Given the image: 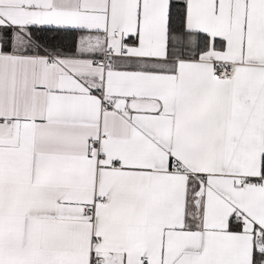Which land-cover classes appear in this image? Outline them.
<instances>
[{
	"label": "snow or ice",
	"instance_id": "snow-or-ice-1",
	"mask_svg": "<svg viewBox=\"0 0 264 264\" xmlns=\"http://www.w3.org/2000/svg\"><path fill=\"white\" fill-rule=\"evenodd\" d=\"M0 264H264V0H0Z\"/></svg>",
	"mask_w": 264,
	"mask_h": 264
}]
</instances>
